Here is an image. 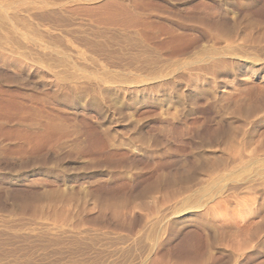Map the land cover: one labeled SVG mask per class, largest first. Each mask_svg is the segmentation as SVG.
Here are the masks:
<instances>
[{
  "label": "rangeland",
  "instance_id": "rangeland-1",
  "mask_svg": "<svg viewBox=\"0 0 264 264\" xmlns=\"http://www.w3.org/2000/svg\"><path fill=\"white\" fill-rule=\"evenodd\" d=\"M74 1L0 0V264H264V0Z\"/></svg>",
  "mask_w": 264,
  "mask_h": 264
},
{
  "label": "bare ground",
  "instance_id": "bare-ground-1",
  "mask_svg": "<svg viewBox=\"0 0 264 264\" xmlns=\"http://www.w3.org/2000/svg\"><path fill=\"white\" fill-rule=\"evenodd\" d=\"M75 1H76V0H75ZM75 1L72 2V3H75ZM113 1H114V0H113ZM115 1H116V0H115ZM79 2H80V1H79ZM79 2H78V3H79ZM117 2H118V1H117ZM121 2H122V1H121ZM42 3L44 4V2H42ZM80 3H81V2H80ZM108 3H110V2H107V4H108ZM111 3H112V2H111ZM111 3H110V4H111ZM114 3H116V2H114ZM126 3H127V1H126ZM126 3H123V4H126ZM128 3H129V2H128ZM24 4H25V3H24ZM24 4H23V6H24ZM27 4H28V3H27ZM43 4H41V2H40V5L45 6V7L47 6V5H45V4L43 5ZM47 4H48V3H47ZM112 4H113V3H112ZM112 4H111V5H112ZM116 4H117V3H116ZM50 5H51V4H50ZM50 5L48 4V6H50ZM60 5H61V4H60ZM104 5H105V4H104ZM104 5H103V6H104ZM111 5H110V6H111ZM117 5H118V4H117ZM117 5H116L115 7H117ZM126 5H127V4H126ZM16 6H17V5H16ZM34 6H35V5H34ZM36 6H37V5H36ZM79 6H80V5H79ZM79 6L77 5V7H75V8L78 9ZM107 6H108V5H107ZM107 6L105 5L104 7H107ZM110 6H109V7H110ZM120 6H121V4H120ZM13 7H14V6H13ZM45 7H43V8H45ZM60 7H62V6H60ZM113 7H114V6H113ZM126 7H127V6H126ZM10 8H12V7H10ZM16 8H18V7H16ZM27 8H29V7H27ZM37 8H38V7H37ZM39 8H40V7H39ZM41 8H42V7H41ZM58 8H59V7H58ZM62 8H63V7H62ZM67 8H68V7H67ZM72 8H73V7H72ZM83 8H84V7H83ZM83 8H82V9H83ZM128 8H129V7H128ZM0 9H1V7H0ZM2 9H3V8H2ZM14 9H15V8H14ZM23 9H24V8H23ZM47 9H50V8H47ZM47 9H46V10H47ZM52 9H54V8L52 7ZM55 9H57V8H55ZM88 9H89V8L86 7V10H88ZM90 9H91V8H90ZM107 9H108V7H107ZM110 9L112 10L113 8L110 7ZM122 9H123V7H122ZM129 9L131 10V8H129ZM129 9H128V10H129ZM5 10L8 11L7 9H5ZM11 10H12V9H11ZM11 10H10V11H11ZM29 10H30V9H29ZM60 10H61V9H60ZM69 10L72 11V9H69ZM74 10H75V9H74ZM79 10H81V7H80ZM92 10H93V9H92ZM108 10H109V9H108ZM114 10H115V8H114ZM114 10H113V11H114ZM118 10H119V7H118ZM41 11H42V10H41ZM58 11H59V9H58ZM76 11H77V10H76ZM76 11H75V12H76ZM115 11H116V10H115ZM115 11H114V12H115ZM120 11H123V12H124L125 9L120 10ZM126 11H127V10H126ZM3 12H4V10H3ZM27 12H28V11H27ZM54 12H57V11H54ZM61 12H63V11H61ZM65 12H67L66 9H65ZM105 12H106V10H105ZM108 12H109V11H108ZM129 12L131 13V11H129ZM8 13H9V11H8ZM14 13H16V12H14ZM19 13L21 14V12H19ZM30 13H31V12H30ZM58 13H59V12H58ZM70 13H71V12H70ZM70 13H69V15H70ZM115 13H116V12H115ZM118 13H119V11H118ZM121 13H122V12H121ZM126 13H128V12H126ZM5 14H6V13H5ZM55 14H56V13H55ZM59 14H60V13H59ZM59 14H58V15H59ZM67 14H68V13H67ZM71 14H72V13H71ZM73 14H74V13H73ZM116 14H117V13H116ZM128 14H129V13H128ZM119 15H120V14H119ZM6 16H7V14H6ZM127 16H128V15H127ZM18 17H19V16H18ZM117 17H118V14H117ZM120 17H123V16H120ZM125 17H126V16H125ZM12 18H13V17H12ZM123 18H124V17H123ZM9 19H10V18H9ZM19 19H20V18H19ZM115 19H116V17H115ZM3 20H4V19H3ZM7 21H8V20H7ZM11 21H12V20H11ZM9 22H10V21H9ZM112 22H113V21H112ZM12 23H13V21H12ZM14 23H15V22H14ZM14 23H13V24H14ZM13 24H11V25H13ZM14 25H15V24H14ZM27 26H28V25H27ZM33 26H34V25H33ZM122 26H123V24H122ZM122 26H121V27H122ZM13 27H14V30H16L18 26H12V28H13ZM15 27H16V28H15ZM123 27H124V26H123ZM123 27H122V28H123ZM24 29H26V28H24ZM126 29H127V28H126ZM17 30H18V29H17ZM19 30H20V29H19ZM22 31H23V30H22ZM22 31H21V32H22ZM24 31H26V30H24ZM38 31H39V30H38ZM15 32H16V31H15ZM15 32H13V33H15ZM28 32H29V31H28ZM17 33H18V31H17ZM17 33L15 34L16 37L18 36ZM19 34H20V31H19ZM23 34H24V33H23ZM24 35L26 36V34H24ZM24 35H23V36H24ZM18 37H19V36H18ZM126 37H127V36H126ZM19 38L22 39V36L20 35ZM26 38H27V37H26ZM129 38H130V36L127 37V39H129ZM21 39H20V40H21ZM31 39H32V38H31ZM31 39H30V40H31ZM130 39H133V38H130ZM22 40L24 41L25 38H23ZM26 40H27V39H26ZM26 40H25V41H26ZM30 40H29V41H30ZM23 41H22V42H23ZM25 41H24V42H25ZM36 41H37V40H36ZM36 41L33 40L32 42H36ZM128 41H130V40H128ZM27 42H28V41H27ZM27 42H26V43H27ZM30 42H31V41H30ZM39 42H40V41H39ZM59 42H60V41H59ZM27 44H31V43L28 42ZM32 44H33V43H32ZM36 44H37V45H35V47H40V50H41V49H42V50H45L47 47H52V46H53V45L51 44V46L48 45V46H46V48H45V47L41 46L42 43H41V45H39L40 43H38V41L36 42ZM46 45H47V44H46ZM94 45H95V44H94ZM17 46H18V45H17ZM44 46H45V45H44ZM42 47H43L44 49H43ZM52 48H53V47H52ZM52 48H51V49L49 48V49H50V52H49V53H51ZM54 48H55V47H54ZM54 48H53V49H54ZM57 50H58V49H57ZM46 51H47V50H46ZM53 51H54V50H52V52H53ZM204 51H206V50H204ZM233 53H234V52H233ZM55 54H56V53H55ZM64 54H66V53H64ZM202 54H203V53H202ZM64 57H67V56H64ZM204 57L207 59V61H210V62H211V60H214V61H215V62H214V65L216 66V65H219L220 58H221L222 56H220V55H218V54H216V53H213V52H207V53L204 55ZM228 57L231 58V57H232L231 54H228ZM223 58H224V57H223ZM226 58H227V56H226ZM226 58H225V59H226ZM64 59H65V58H64ZM65 60H66V59H65ZM65 60H63V61L66 62ZM120 60H121V59H120ZM221 60H222V58H221ZM244 60H245V59H244ZM244 60H242V62H244ZM229 62H230V61H229ZM220 63H221V62H220ZM212 64H213V63H212ZM222 65H223V64H222ZM226 65H227V64H226ZM226 65H225V66H226ZM215 66H213V67L215 68ZM225 66H224V67H225ZM221 67H222V66H221ZM222 68H223V67H222ZM215 69H216V68H215ZM217 69H218V68H217ZM217 69H216V70H217ZM218 71H219V70H218ZM22 76H23V75H22ZM8 78H9V77H8ZM23 79H24V78H23ZM56 86H57V85H56ZM58 86H59V85H58ZM58 86H57V87H58ZM57 89H58V92L61 93V91H59V90H61V89H59V88H57ZM63 89H64V87H63ZM58 92H57V94H58ZM62 94H63V93H62ZM58 95H59V94H58ZM61 96H62V95H61ZM14 97H15V96H14ZM55 97H56L55 99H57V96H56V95H55ZM66 97H68V96H66ZM59 98H60V97H59ZM59 98H58V100H59ZM63 98H64V96H63ZM68 98H69V97H68ZM66 99H67V98H66ZM61 100H62V99H61ZM64 100H65V99H64ZM71 100H72V99H71ZM85 105H86V104H85ZM89 106H90V105H89ZM90 107H91V106H90ZM84 108H85V106H84ZM86 108H87V107H86ZM81 109H83V107H81ZM83 110H85V109H83ZM242 111H243V110H242ZM15 181H16V180H15ZM20 181H21V180H20ZM12 183H13V182H12ZM14 184H15V183H14ZM8 185H9V184H8ZM12 185H13V184H12ZM12 185H11V186H12ZM14 186H16V185H14ZM10 189H11V188H10ZM39 193H40V192H39ZM75 202H76V201H75ZM47 203H48V202H47ZM67 204H68V203H67ZM199 204H201V202H200ZM194 205H196V204H194ZM57 206H58V205H57ZM196 207H198V206H196ZM203 207H205V206L203 205ZM68 208H69V207H68ZM169 208H170V207H169ZM184 208H185V207H184ZM194 208H195V206H194ZM103 209H104V208H103ZM165 209H166V208H165ZM170 209H171V208H170ZM170 209H168V210H170ZM189 209H192V208H189ZM200 209H201V208H200ZM203 209H204V208H203ZM193 210H194V209H193ZM163 211H164V210H163ZM189 211H190V210H189ZM194 211H195V210H194ZM159 212H160V211H159ZM161 213H162V212H160L159 214H161ZM164 214H165V213H164ZM166 214H167V213H166ZM174 214H176V213H174ZM174 214H173V215H174ZM157 216H158V215H157ZM164 216H165V215H164ZM156 220H157V219H156ZM7 221H8V220H7ZM24 221H25V220H24ZM1 222H2V221H1ZM32 222H33V221H32ZM149 222H150V221H149ZM151 222H152V224H153L154 221H151ZM10 223L12 224L13 222H10ZM15 223H17V222H15ZM15 223H14V224H15ZM27 223H28V222H27ZM27 223H26V225H27ZM2 224H3V222H2ZM5 224H7V223H5ZM30 224H31V223H30ZM30 224H28V225H30ZM131 224H132V223H131ZM136 224H137V223H136ZM136 224H135V225H136ZM156 224H157V223H156ZM156 224H155V225H156ZM159 224H160V222H159ZM162 224H163V223H162ZM162 224H160V226H161ZM8 225H10V224H8ZM15 225H16V224H15ZM17 225H18V227H19V224H17ZM17 225H16V226H17ZM28 225H27L26 227H28ZM144 225H148V223H147V224H144ZM12 226H13V225H12ZM12 226H11L10 228H12ZM0 227H1V226H0ZM20 227H22V226H20ZM133 227H134V225H133ZM170 227H171V224H170ZM175 227H176V226H175ZM2 228H6V226L4 227V225H3V227H1L0 230H1ZM13 228H15V227H13ZM139 228H140V227H139ZM139 228H138V229H139ZM144 228H145V227H144ZM168 228H169V226H168ZM6 229H8V226H7ZM30 229H31V227H30ZM176 229H177V228H176ZM10 230H11V229H9V231H10ZM19 230H20V229H19ZM19 230H18V231H19ZM42 230H43V229H42ZM142 230H143V229H142ZM12 231H13V229H12ZM21 231H23V228H21ZM30 231L33 232V230H30ZM150 231H151V230H150ZM176 231H177V230H176ZM1 232H2V231H1ZM6 232L8 233V231H6ZM24 232H25V231L22 232L23 235H22V233H21V234H17V232L15 233L14 231H13L12 234L15 235L14 237H16V235H18V236H20V237H21V236L24 237V235H25ZM36 232H37V231H35V233H36ZM41 232H42V231H41ZM41 232H40V234H41ZM45 232H46V231H45ZM62 232H63V231H62ZM68 232H69V231H68ZM71 232H74V231H71ZM146 232H148V231H146ZM157 232L160 234L161 231H160V232L157 231ZM164 232H165V231H164ZM166 232H167V231H166ZM177 232H178V231H177ZM7 233H6V234H7ZM19 233H20V232H19ZM25 233H27V232H25ZM29 233H30V232H29ZM35 233L33 232V234H35ZM38 233H39V232H38ZM38 233H37V234H38ZM47 233H48V230H47V232H46V237L48 236ZM50 233H51V232H49V235H50ZM143 233H144V232H143ZM143 233H142V234H143ZM158 233H156V236H157ZM172 233H174V232H172ZM2 234H3V233H2ZM2 234H1V235H2ZM4 234H5V232H4ZM6 234H5V235H6ZM43 234L45 235V233H43ZM70 234H71V233H70ZM74 234H75V233H74ZM74 234H73V235H74ZM145 234H146V233H145ZM159 234H158V235H159ZM175 234H176V233H175ZM9 235H10V237H11V234H9ZM51 235H52V234H51ZM51 235H50V236H51ZM110 235H111V234H110ZM178 235H179V234H178ZM18 236H17V237H18ZM26 236H28V235L26 234ZM66 236H67V235H66ZM69 236H71V235H69ZM156 236H155V237H156ZM161 236H162V235H161ZM2 237H4V236H2ZM8 237H9V236H8ZM29 237H30V236H29ZM33 237H36V236L33 235ZM37 237H38V235H37ZM75 237L77 238V236H75ZM175 237H176V236H175ZM11 238H12V237H11ZM27 238H28V237H27ZM39 238H40V237H39ZM39 238H38V240H39ZM44 238H45V237H44ZM70 238H72V237H70ZM76 238H75V239H76ZM144 238H145V237H144ZM148 238H150V237H148ZM172 238H173V237H172ZM172 238H171V240H172ZM13 239H14V238H13ZM19 239H20V238L18 237V240H19ZM21 239H22V238H21ZM24 239H25V237H24ZM28 239H31V238H28ZM34 239H36V238H34ZM45 239H46V238H45ZM72 239H73V238H72ZM72 239H71V240H72ZM77 239H78V238H77ZM154 239H155V238H154ZM158 239H159V238H158ZM31 240H32V239H31ZM38 240H37V241H38ZM41 240H42V237H41ZM73 240H74V239H73ZM169 240H170V239H169ZM21 241H22V240H21ZM23 241H24V240H23ZM26 241H30V240H27V239H26ZM34 241H36V240H34ZM42 241H44V240H42ZM42 241H40V242H42ZM156 241H157V240H156ZM164 241H165V240H164ZM1 242H2V241H1ZM44 242H45V241H44ZM94 242H95V241H94ZM171 242H172V241H171ZM157 243H158V242H157ZM168 243H170V242H168ZM140 244H141V242H140ZM155 245H156V244H155ZM1 246H2V245H1ZM59 247H60V246H59ZM155 247H156V246H155ZM23 248H24V247H23ZM36 248H37V246H36ZM148 248H149V246H148ZM38 249H39V248H38ZM23 251H24V250H23ZM80 251H81V250H80ZM86 251H87V250H86ZM20 252H21V251H20ZM36 252H37V251H36ZM3 253H4V251H3ZM4 254H5V253H4ZM37 254H38V253H37ZM12 255H13V254H12ZM14 255H15V254H14ZM17 255H18V254H17ZM42 255H44V254H42ZM45 255H46V254H45ZM69 255H70V254H69ZM69 255H68V256H69ZM73 255H74V254H73ZM93 255H94V254H93ZM3 256H4V255H3ZM9 256H10V255H9ZM9 256L6 254V257H5V258H7V257H9ZM15 256H16V255H15ZM128 256H129V255H128ZM13 257H14V256H13ZM19 257H20V256H19ZM21 257H22V256H21ZM24 257L27 258V255L24 256ZM29 257H30V259H31L30 254H29ZM105 257H106V256H105ZM105 257H104V258H105ZM113 257H114V256H113ZM10 258H11V257H10ZM42 258H43V257H42ZM7 259H8V258H7ZM22 259H23V258H22ZM28 259H29V258H28ZM70 259H71V258H70ZM3 260H4V259H3ZM3 260L0 259V261H3ZM9 260H10V259H9ZM15 260H16V259H15ZM15 260H14V261H15ZM6 261H7V260H6ZM17 261H18V260H17ZM23 261H24V260H23ZM29 261H31V260H29ZM64 261H65V260H64ZM82 261H83V260H82ZM10 262H11V261H10ZM15 262H16V261H15ZM20 262H21V260H20ZM20 262H19V263H20ZM25 262H26V260L24 261V263H25ZM31 262H33V261H31ZM97 262H98V261H97ZM104 262H105V261H104ZM126 262H127V261H126ZM140 262H141V261H140ZM0 263H1V262H0ZM8 263H9V262H8ZM26 263H27V262H26ZM124 263H125V262H124ZM2 264H3V263H2ZM5 264H6V263H5ZM21 264H22V262H21ZM28 264H30V262H29ZM116 264H117V263H116ZM141 264H142V263H141Z\"/></svg>",
  "mask_w": 264,
  "mask_h": 264
}]
</instances>
